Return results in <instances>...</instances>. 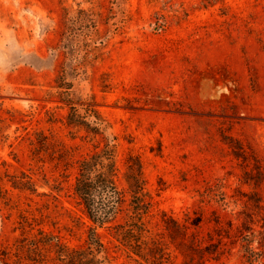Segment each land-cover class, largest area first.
I'll return each instance as SVG.
<instances>
[{"label": "rangeland", "instance_id": "obj_1", "mask_svg": "<svg viewBox=\"0 0 264 264\" xmlns=\"http://www.w3.org/2000/svg\"><path fill=\"white\" fill-rule=\"evenodd\" d=\"M117 1L126 17L89 64L86 89L118 137V186L134 153L152 236L168 241L162 212L200 214L192 231L203 244L230 223L238 234L247 214L258 218L255 200L264 206V0ZM112 2L0 0V264H57L49 236L68 247L86 239L74 181L98 139L66 123L52 86L64 8L91 9L102 31ZM100 231L111 264H136L110 228ZM33 237L42 241L31 250L37 262L25 252ZM222 240L219 259L203 264H249L240 236ZM167 252L165 264H184L173 244Z\"/></svg>", "mask_w": 264, "mask_h": 264}, {"label": "trees", "instance_id": "obj_2", "mask_svg": "<svg viewBox=\"0 0 264 264\" xmlns=\"http://www.w3.org/2000/svg\"><path fill=\"white\" fill-rule=\"evenodd\" d=\"M112 4L113 10L102 20V31H99L97 17L91 9L65 7L63 10V29L57 44L62 59L52 87L58 101L67 108L66 123L82 129L86 136L98 139V145L78 161L74 181V192L89 220L86 239L79 246L68 247L49 236L44 244L53 248L57 264H111L112 253L100 231L110 228L116 246L136 264H165L170 257L169 244L184 256V264H203L209 258L219 259L224 252L223 237L240 236L249 264H253L255 257L264 261V206L260 199L254 204L259 209L257 219L253 214H247L248 220L241 228L237 227L238 234L231 235L230 223L224 234L218 233L216 242L210 239L205 244L192 231L202 221L200 214L190 216L185 213L186 218L180 221L162 212L163 228L168 236V241L164 242L150 234L145 220L152 212L153 202L146 189L138 155L127 153L122 171L126 188L121 190L118 186V137L109 120L97 108L93 93L86 89L89 64L98 58L126 17L121 1L113 0ZM77 88L81 89V94H76ZM257 223L258 229L254 227ZM46 235L40 232V237ZM255 239L258 242L256 249L251 246ZM41 242L35 237L28 240L25 252L29 260L36 261L30 258L31 250Z\"/></svg>", "mask_w": 264, "mask_h": 264}]
</instances>
